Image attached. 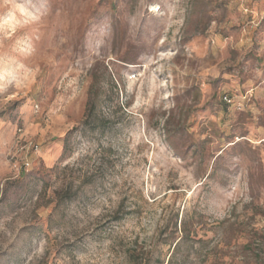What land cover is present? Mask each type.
<instances>
[{
    "label": "rangeland",
    "instance_id": "374dc122",
    "mask_svg": "<svg viewBox=\"0 0 264 264\" xmlns=\"http://www.w3.org/2000/svg\"><path fill=\"white\" fill-rule=\"evenodd\" d=\"M0 264H264V0H0Z\"/></svg>",
    "mask_w": 264,
    "mask_h": 264
},
{
    "label": "built area",
    "instance_id": "2783aa9c",
    "mask_svg": "<svg viewBox=\"0 0 264 264\" xmlns=\"http://www.w3.org/2000/svg\"><path fill=\"white\" fill-rule=\"evenodd\" d=\"M223 100H224L226 103H230V102H231L230 98H229L228 96H226V95L223 96ZM23 165H24V167H25V169H26V168L29 166L28 161L23 162Z\"/></svg>",
    "mask_w": 264,
    "mask_h": 264
},
{
    "label": "trees",
    "instance_id": "16d2710c",
    "mask_svg": "<svg viewBox=\"0 0 264 264\" xmlns=\"http://www.w3.org/2000/svg\"><path fill=\"white\" fill-rule=\"evenodd\" d=\"M183 230H184V228H183Z\"/></svg>",
    "mask_w": 264,
    "mask_h": 264
}]
</instances>
